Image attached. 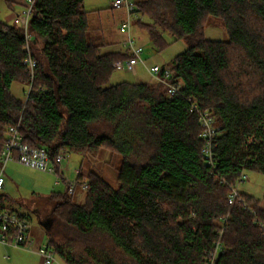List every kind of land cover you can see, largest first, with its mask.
<instances>
[{
  "label": "trees",
  "instance_id": "1",
  "mask_svg": "<svg viewBox=\"0 0 264 264\" xmlns=\"http://www.w3.org/2000/svg\"><path fill=\"white\" fill-rule=\"evenodd\" d=\"M134 14L156 47H166V33L187 43L170 65L178 94L163 83L110 85L114 63L131 54L102 52L84 0H35L33 76L23 64L22 27L0 18V157L8 127L20 120L23 143L45 146L52 161L99 151L121 158L116 188L90 172L77 177L87 182L82 202L68 188L52 194L48 247L65 264H204L217 243V264H264L260 202L241 192L254 214L228 202V185L243 173L264 174V0H141ZM211 18L228 41L205 38ZM15 82L28 86L26 100L12 94ZM190 97L214 117L217 172L228 185L204 162ZM250 137L257 143L248 145ZM7 200L0 192V212L27 219Z\"/></svg>",
  "mask_w": 264,
  "mask_h": 264
},
{
  "label": "rangeland",
  "instance_id": "2",
  "mask_svg": "<svg viewBox=\"0 0 264 264\" xmlns=\"http://www.w3.org/2000/svg\"><path fill=\"white\" fill-rule=\"evenodd\" d=\"M114 1L84 0V9L92 14L90 16L91 34L96 37V41L103 45L109 43V45L101 48L102 52L119 51L128 53L129 51L123 45L128 38V34L120 31V26L128 18V14L124 10L112 8ZM4 6V2L0 0L1 19L4 17L6 10ZM136 21H132L130 36L135 40L136 45L143 48L142 59L144 63H140L135 72L115 70L110 85L121 82L152 83L155 76L150 73V68L156 65L160 67L170 66L175 57L188 48L184 40L177 41L167 33L163 35L167 43L166 47L163 49L156 47L149 33L141 29L135 23ZM142 22L150 23V20L143 18ZM205 38L210 41H228L229 34L221 21L211 18L205 28ZM28 90L27 85L18 82L13 83L11 87L12 94L23 101L27 98L26 93ZM9 164L6 166L7 169L4 168L5 186L1 193L8 196V200L5 202L8 208L26 215L32 244L28 245L26 250L14 246L4 248L0 244V264H46L44 258L38 254L41 247L45 248L49 245L48 230L42 223L51 218L53 207L57 203V200L52 198V194L63 193L67 187L64 183L55 185L56 178L52 174L32 171L20 164L10 168ZM120 166L121 158L119 156L108 151H99L86 157L78 154H68L62 168H69L65 172V177L71 181L76 180L77 169L83 167L81 171L85 177L90 172L99 173L111 186L116 188ZM2 168L3 164L0 161V172ZM245 174L247 179L238 184L239 190L254 197L260 202L259 208L264 210V174L253 171H247ZM85 194L86 191H80L73 196L77 202H82ZM52 264H65V262L56 254L55 262Z\"/></svg>",
  "mask_w": 264,
  "mask_h": 264
},
{
  "label": "built area",
  "instance_id": "3",
  "mask_svg": "<svg viewBox=\"0 0 264 264\" xmlns=\"http://www.w3.org/2000/svg\"><path fill=\"white\" fill-rule=\"evenodd\" d=\"M35 0H28L26 9L15 16L14 23L19 24L23 31L26 40L25 51L26 57L23 60L24 66L27 67L31 76L34 74V70L37 67V62L32 56L31 43L33 40L32 35L28 31V23L31 14L32 7ZM136 0H115L112 3V8L117 10H124L128 14V18L120 27L122 33H127L128 38L125 42V46L129 49L131 57L126 61H118L114 63L115 70H123L129 72H135L137 66L140 63H144L142 59L143 48L136 45L135 40L130 36V29L132 21L141 19V16L134 14ZM150 72L157 77L159 83H163L167 87V93L169 96H174L180 92V85H176L172 82L173 70L170 66L160 67L158 65L150 68ZM190 104V112H196L199 115V121L202 127V138L204 140L203 156L204 162L209 168H211V175L215 177V181L220 184L228 183L217 172V161L213 152L215 146V140L219 135L218 129L215 126V120L210 111L200 110L199 103L193 97L188 98ZM20 120L14 125L8 127L6 131V139L4 145V151L1 156V162L3 168L0 172V192L5 186L4 168L10 162H16L25 168L47 172L52 174L56 178V183L61 184L62 178L66 182L69 194L75 195L79 190H87V182H78L77 177L81 174L80 170L76 171V180L71 181L65 177L66 169H63V162L68 154H60L56 157L55 161H52L49 150L45 146L32 147L23 143V138L19 132ZM257 143L254 137H250L248 145ZM57 166L60 170L57 171ZM247 179V175L243 173L240 182H244ZM228 195V202L233 204H241L244 208L249 209L253 214L252 205L245 202L241 195V191L238 185L231 186ZM264 233V223H260ZM29 225L26 219L21 218L18 214L11 212L10 210H4L0 212V244L4 246H14L17 248H26L32 244L29 235ZM221 229L220 233L222 234ZM222 247L220 243L216 244V247L209 253L204 264H217ZM38 254L44 258L46 264H52L55 262V251L50 247H41L38 250Z\"/></svg>",
  "mask_w": 264,
  "mask_h": 264
},
{
  "label": "crops",
  "instance_id": "4",
  "mask_svg": "<svg viewBox=\"0 0 264 264\" xmlns=\"http://www.w3.org/2000/svg\"><path fill=\"white\" fill-rule=\"evenodd\" d=\"M10 2H11V4H12V6L11 7H7L6 5L4 6L5 8H6V10H5V14H4V17L2 18V20L5 22V23H7V24H14V19H15V16L16 15H18V14H21L25 9H26V7H27V1L28 0H9ZM98 15H100V13H98ZM125 22V20L123 21V23ZM122 23V24H123ZM122 26V25H121ZM120 26V27H121ZM103 32V31H102ZM102 36V35H101ZM127 40V39H126ZM126 40L124 41V43H123V45L125 46V42H126ZM105 45H109V43H106ZM126 47V46H125ZM127 48V47H126ZM127 50L129 51V49L127 48ZM110 52H115V51H110ZM116 71H119V70H116ZM121 71H123V70H121ZM149 71H150V69H149ZM151 73V72H150ZM152 74V73H151ZM157 83H159L158 82V79H157V77L155 76V79H154V82H152V83H148V84H157ZM0 161H1V157H0ZM18 163H16V162H10V168L11 167H13V166H15V165H17ZM6 168V167H5ZM68 168V167H67ZM66 168V170H68ZM7 169V168H6ZM27 169H29V168H27ZM83 169V167H80L79 169H77V170H82ZM30 170H32V171H38V170H33V169H30ZM38 172H43V171H38ZM66 172V171H65ZM43 173H47V172H43ZM81 173H82V171H81ZM55 183V185H60V184H57L56 183V181L54 182ZM80 191H82V190H79L78 191V193L80 192ZM2 247H8V246H4V245H2ZM28 247V246H27ZM27 247L26 248H21V249H24V250H26L27 249ZM1 262V261H0Z\"/></svg>",
  "mask_w": 264,
  "mask_h": 264
},
{
  "label": "water",
  "instance_id": "5",
  "mask_svg": "<svg viewBox=\"0 0 264 264\" xmlns=\"http://www.w3.org/2000/svg\"><path fill=\"white\" fill-rule=\"evenodd\" d=\"M42 224H43V226H44L47 230H49V221L44 222V223H42Z\"/></svg>",
  "mask_w": 264,
  "mask_h": 264
},
{
  "label": "flooded vegetation",
  "instance_id": "6",
  "mask_svg": "<svg viewBox=\"0 0 264 264\" xmlns=\"http://www.w3.org/2000/svg\"><path fill=\"white\" fill-rule=\"evenodd\" d=\"M49 221V220H48ZM51 223V221H49Z\"/></svg>",
  "mask_w": 264,
  "mask_h": 264
},
{
  "label": "bare ground",
  "instance_id": "7",
  "mask_svg": "<svg viewBox=\"0 0 264 264\" xmlns=\"http://www.w3.org/2000/svg\"><path fill=\"white\" fill-rule=\"evenodd\" d=\"M37 147V146H36Z\"/></svg>",
  "mask_w": 264,
  "mask_h": 264
}]
</instances>
